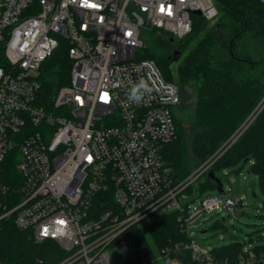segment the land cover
Returning <instances> with one entry per match:
<instances>
[{"label": "built area", "instance_id": "built-area-1", "mask_svg": "<svg viewBox=\"0 0 264 264\" xmlns=\"http://www.w3.org/2000/svg\"><path fill=\"white\" fill-rule=\"evenodd\" d=\"M194 15L213 23L220 12L214 0H0V228L11 220L57 242L59 264H169L168 246L128 254L119 238L176 212L188 240L173 250L214 264L189 223L243 197L208 195L190 209L186 190L211 162L174 179L163 150L177 137L180 90L137 57L146 30L183 39ZM63 40L70 80L44 103L43 65ZM251 247L241 260L264 264Z\"/></svg>", "mask_w": 264, "mask_h": 264}, {"label": "trees", "instance_id": "trees-1", "mask_svg": "<svg viewBox=\"0 0 264 264\" xmlns=\"http://www.w3.org/2000/svg\"><path fill=\"white\" fill-rule=\"evenodd\" d=\"M214 1L220 15L212 24L202 15H194L192 32L186 40H176L158 29L146 30L142 36L143 46L137 51L138 58L153 59L166 80L182 89L194 88L196 103L190 140L196 165L224 144H230L217 160L218 164L188 186L186 191L191 202L208 187L216 188L210 171L216 175V170L250 158L264 192V6L260 0ZM147 34L152 44L145 42ZM195 38L197 41L179 61L174 77L171 70L173 51L183 52ZM174 42L178 45L173 46ZM164 48L168 51H158ZM71 65L67 42L63 40L43 65L44 103L69 83ZM175 122L177 137L164 147L163 156L174 179L179 181L192 170L182 161L184 133L177 112ZM177 217L174 212L153 220L147 227L149 234L138 225L130 227L119 238L124 243V251L131 254L148 252L151 245L159 249L168 246L169 264H201L193 260L191 252L173 250L175 242L188 240ZM245 245V242L234 240L211 248L213 263L245 264L240 257L249 254L244 251ZM250 250L264 251V244L252 246ZM66 256L67 252L57 242L38 241L29 230L18 229L11 220L1 223L2 264H59Z\"/></svg>", "mask_w": 264, "mask_h": 264}, {"label": "rangeland", "instance_id": "rangeland-1", "mask_svg": "<svg viewBox=\"0 0 264 264\" xmlns=\"http://www.w3.org/2000/svg\"><path fill=\"white\" fill-rule=\"evenodd\" d=\"M188 36L183 39L176 38V40H186L189 38ZM150 37L148 34L144 37L145 42L148 44H152L149 40ZM197 38L189 41L188 47L182 52L179 61L187 54L190 47L195 44ZM177 45V42H174L173 46ZM158 51L167 52L168 49H158ZM179 61H174L171 64L174 77L176 76ZM179 90L181 101L178 105L177 114L184 133L182 142L185 152L182 161L187 162L192 170L191 173L207 161L211 162L210 170L230 144L227 146H224V144V148L222 146L213 155L196 165L197 160L192 153L190 140L194 124L196 96L193 87L179 88ZM253 163L254 161L251 158L243 159L216 170V176L223 183V195H240L243 199L241 203L230 209L221 207L211 211H203L199 217L189 223V233L200 245L211 249L234 240L245 242L246 246L249 244L252 246L264 244V192L260 186L259 175L253 169ZM216 194H218L216 188L208 187L201 196L190 203V209L199 207L202 199H205L208 195ZM141 227L145 233L149 234L147 230L148 224Z\"/></svg>", "mask_w": 264, "mask_h": 264}, {"label": "water", "instance_id": "water-1", "mask_svg": "<svg viewBox=\"0 0 264 264\" xmlns=\"http://www.w3.org/2000/svg\"><path fill=\"white\" fill-rule=\"evenodd\" d=\"M194 13L200 14L201 11L200 10H196V11H194ZM181 55H182V52L180 50H178V49L174 50L173 51V55H172L173 61H175V62L179 61ZM209 176L213 180L216 181V183H217L216 189H217L218 193L219 194H223L224 193V187H223V183L221 182L220 178L218 176H216L213 171L209 172Z\"/></svg>", "mask_w": 264, "mask_h": 264}, {"label": "snow or ice", "instance_id": "snow-or-ice-1", "mask_svg": "<svg viewBox=\"0 0 264 264\" xmlns=\"http://www.w3.org/2000/svg\"><path fill=\"white\" fill-rule=\"evenodd\" d=\"M89 159H91V158H89Z\"/></svg>", "mask_w": 264, "mask_h": 264}]
</instances>
